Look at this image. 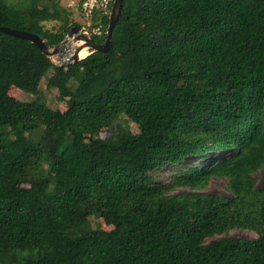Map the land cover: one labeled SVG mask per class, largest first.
Instances as JSON below:
<instances>
[{"label": "trees", "instance_id": "obj_1", "mask_svg": "<svg viewBox=\"0 0 264 264\" xmlns=\"http://www.w3.org/2000/svg\"><path fill=\"white\" fill-rule=\"evenodd\" d=\"M37 2L0 0V27L56 46L77 24ZM61 16L60 31L43 29ZM108 22L92 19L94 43ZM34 74L65 111L9 96L12 87L38 95ZM119 115L138 133L99 138ZM260 159L264 0H123L109 52L63 68L0 34V264H264V230L207 242L228 234ZM212 178L231 180L234 199L174 193ZM91 216L114 229L90 227Z\"/></svg>", "mask_w": 264, "mask_h": 264}, {"label": "rangeland", "instance_id": "obj_2", "mask_svg": "<svg viewBox=\"0 0 264 264\" xmlns=\"http://www.w3.org/2000/svg\"><path fill=\"white\" fill-rule=\"evenodd\" d=\"M10 5H14L17 7H22L25 0H6ZM39 4L43 3L44 0H37ZM48 3H57L58 6L64 10H66L68 14V24H77V26H81L82 28V20L80 15V9L78 8L79 0H45ZM63 16H61L60 20L57 21H49L42 23L43 29L45 31L57 32L63 28ZM89 35L92 36L96 28H93L92 25L89 28H85ZM66 37V36H65ZM82 43V42H80ZM71 50H73L76 46L71 44ZM90 52V50H89ZM58 57V56H54ZM55 64L57 62L53 60ZM30 84L32 87L39 91L38 95H28L22 92L21 90L12 87L8 94L11 98L20 101H33L36 96H40L45 100V103L48 107L52 109L59 110L61 112L65 111L66 104L65 101L59 98L58 90L47 88V78L40 77L38 74H34L30 77ZM45 119L40 118L38 120L39 124H44ZM41 130V129H40ZM40 130L36 131L33 135L35 137H39ZM120 130L138 133V128L130 122L125 115H119L116 121L105 128H103L98 134L101 139H109L116 136ZM32 135V136H33ZM198 159L191 158L185 161V165L197 163ZM170 167L160 168L156 173V176L159 180L165 181L169 173ZM252 172V180H253V191L250 193H246L241 195L239 200H236V203L232 205V211L234 217L231 218L230 223L232 227L228 231V234L215 235L211 238L207 239V242H211L216 239L228 237L231 239H253L256 238L260 232L264 230V159H260L256 164H254L251 168H249ZM244 182V181H243ZM232 182L227 178H212L205 185L202 190H190L188 188H177L174 193L175 194H187L192 192H197L204 196H220L226 199H234V190L231 188ZM244 187L241 186V191L244 192ZM236 206V207H234ZM90 227L99 226L103 230L112 231L113 226L107 225L101 217H93L91 216L87 223Z\"/></svg>", "mask_w": 264, "mask_h": 264}, {"label": "water", "instance_id": "obj_3", "mask_svg": "<svg viewBox=\"0 0 264 264\" xmlns=\"http://www.w3.org/2000/svg\"><path fill=\"white\" fill-rule=\"evenodd\" d=\"M123 0H114L110 14L108 16V26L105 32V41L103 44H96L92 40V36L89 35L88 31L81 26H73L67 33L65 39L56 46H49L46 42L41 39L38 35L20 30L11 29L8 27H0V34L19 38L33 44L44 56L49 58L51 62L58 68H63L70 64L76 63L91 53H108L111 47V38L113 30L118 21L121 13ZM72 41V42H70ZM80 46H76L71 50V43H80ZM87 47L90 52L84 58L79 57V52ZM58 56V62L55 64L52 61V57Z\"/></svg>", "mask_w": 264, "mask_h": 264}, {"label": "built area", "instance_id": "obj_4", "mask_svg": "<svg viewBox=\"0 0 264 264\" xmlns=\"http://www.w3.org/2000/svg\"><path fill=\"white\" fill-rule=\"evenodd\" d=\"M113 2L114 0H79L77 5L80 9L83 27L89 28L92 25V19L95 17L109 16ZM93 32L98 33L99 28Z\"/></svg>", "mask_w": 264, "mask_h": 264}, {"label": "bare ground", "instance_id": "obj_5", "mask_svg": "<svg viewBox=\"0 0 264 264\" xmlns=\"http://www.w3.org/2000/svg\"><path fill=\"white\" fill-rule=\"evenodd\" d=\"M72 42V41H70ZM74 44V43H71ZM82 43H75L73 46H80ZM89 54V49L87 47H84L80 52H79V57L80 58H84L85 56H87ZM55 60L57 63L58 62V57H52V61ZM54 62V61H53ZM55 63V62H54Z\"/></svg>", "mask_w": 264, "mask_h": 264}]
</instances>
